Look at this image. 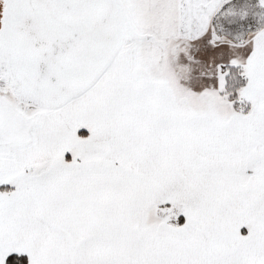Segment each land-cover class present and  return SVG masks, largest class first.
I'll return each instance as SVG.
<instances>
[{"label":"snow or ice","instance_id":"6c2138e0","mask_svg":"<svg viewBox=\"0 0 264 264\" xmlns=\"http://www.w3.org/2000/svg\"><path fill=\"white\" fill-rule=\"evenodd\" d=\"M0 264H264V0H0Z\"/></svg>","mask_w":264,"mask_h":264}]
</instances>
